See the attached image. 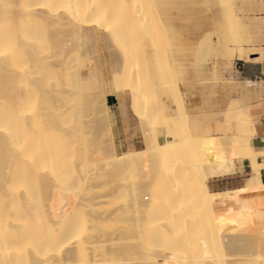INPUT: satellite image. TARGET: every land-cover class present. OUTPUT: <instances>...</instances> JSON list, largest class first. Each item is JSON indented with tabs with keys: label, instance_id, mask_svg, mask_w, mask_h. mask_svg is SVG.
<instances>
[{
	"label": "bare ground",
	"instance_id": "6f19581e",
	"mask_svg": "<svg viewBox=\"0 0 264 264\" xmlns=\"http://www.w3.org/2000/svg\"><path fill=\"white\" fill-rule=\"evenodd\" d=\"M3 2L13 7H0V264H212L213 238L206 232L196 238L192 231L176 228L180 222L181 226L189 224L183 228H192L205 210H213L219 193H210L208 179L233 174L237 168L227 155L218 161L209 156L213 150H219V142L223 143L224 138H196L194 122L185 123L181 130L176 120L177 107L172 110L167 105H174L175 93L171 85L155 79L152 56L159 49V35L170 33L162 31L168 21L151 23L153 16H149L146 0ZM219 43L218 39L197 45L218 58L222 56L224 61L232 57L256 61L259 56L245 54L239 45L232 48L224 42L219 47ZM108 48L112 49V54L107 50L108 54L116 56L117 59L111 57L116 61H109L105 52L99 56V51ZM253 55L256 57H250ZM140 57L143 64L138 62ZM109 68L108 79L105 71ZM166 81L171 84L170 79ZM109 95L128 97L130 112L143 126L142 131L161 135L159 143L157 135V141L155 137L152 140L153 146L154 142L157 144L155 150L160 152L149 150L157 154L153 158L156 169L149 162V167H145L146 161L141 166V151L118 154L113 139L107 136L112 113L100 111H110L106 104ZM98 104L103 106L99 111ZM225 110L232 115L230 104ZM245 116H254L248 105L238 120L244 121ZM102 125L103 129L109 126L105 130L109 139L105 142L97 138ZM245 129L238 138L243 146V157L238 163L246 160L253 175L236 193L228 190L222 194L228 198L248 197L252 204L264 199L262 163L258 161L264 157V150L253 146V125ZM144 144L146 150L148 143ZM199 154L204 156L205 164L196 163L199 166L190 169L192 163L199 161ZM137 162L143 171L150 174L151 167L152 174L155 173L145 177L147 173L142 168L137 171L142 174L136 177L150 185L145 190L148 196H143L140 179L136 180L140 187L135 182L132 188L113 180ZM156 183L159 186L153 187ZM125 195H130L131 199H126L132 203L125 201L132 210L123 215L119 203L113 202ZM154 196L164 203L157 205L159 209L154 201L147 203L142 213V207L138 209L141 199ZM178 196L190 199L194 206L195 214L189 219L173 208L172 199ZM120 221L127 224L116 225ZM219 223L222 230L227 223L236 224L223 217L217 220L218 229ZM228 236L224 238L230 241L232 236ZM174 242L188 247L189 254L180 256ZM255 255L249 264H264V252Z\"/></svg>",
	"mask_w": 264,
	"mask_h": 264
},
{
	"label": "rangeland",
	"instance_id": "374dc122",
	"mask_svg": "<svg viewBox=\"0 0 264 264\" xmlns=\"http://www.w3.org/2000/svg\"><path fill=\"white\" fill-rule=\"evenodd\" d=\"M146 3H147L146 4L147 7L148 6L150 7V10H153V8L155 7L154 10L156 9V11H158L156 13V11L153 10L154 12L152 11V13H151V11L147 8L149 16L154 17V18L152 17V19L149 20V21L152 20L151 23H153L155 20H161V19L165 22V24L168 21V24H167L168 27L165 25V28L162 31H164V33H165V31H166V33H168V32H170V33L167 34V36L164 34V37H163V33L161 35H159L162 38L159 37L160 40L158 39V43H159V41H161V43H159V49L156 52V54L154 55L157 57L152 56V61H154V62H152V66L154 65L153 67L155 68V71H156L155 75H154L156 77L155 79L159 80V81L160 80L165 81L167 83V85H169V86L171 85L170 88L172 87L171 90L174 91L173 94L175 93L173 96V98H174L173 103L175 102L174 106H175V108L177 107V110H178V112L176 114L177 115L176 120H177L179 128H181V130H182V128L184 129V126L186 125L185 123H188L190 125L191 122H194L197 125L196 131L194 134L196 136V138H199V139H200V137H202L201 139L214 138V140H218L219 137H215V136L219 135L222 138H224L223 139L224 144L227 143V141L229 142L227 144H230L232 141V143H231L232 145H228V146H227V144H225L226 145L225 146L222 142H219V144L221 143L219 146V150L218 149L213 150L214 152L213 151L211 152L213 156L211 155V153L209 156H211L213 160L217 159V161H218L219 157L223 158L224 156L227 155L226 157L227 158L231 157L235 164L238 163L239 159L241 157H243V151H242L243 146H242V143L240 142V139L238 140V138H240V135L242 133H244V131L246 130L245 128L248 127V125H253V118L250 119L249 117L245 116V117H243V119L245 118L244 121L238 120L239 114H241V112L245 109V107L247 105L244 104L245 105L244 106L241 102H238L237 100H230L227 103V105L230 104L231 107H233V110L230 113V115L231 114L232 115L231 116L228 115L229 113L226 112V110H225L227 105H225L223 107V110L219 111V123L216 122V120L214 119V118H216V113H214L212 115L210 114L209 120H208L206 126H204V125H201L194 118L190 119L189 116H187V114L185 113V108H184V104H183V97L185 94L182 95L179 86L183 90L188 91L191 88L193 89L194 86L199 88L201 85H203L204 88L206 87L208 97H215V96H217L218 93L220 96L221 93L224 91V89H225L224 75H227L229 72H231V70L233 68V63L235 62L236 58L232 57V58L228 59V61H227V59H225V61H224L222 56L220 58V55H219V58H218L216 55H214V53L212 51L207 52V51L201 50L199 48V46L202 43H204V41L206 43L209 40V41H212V43H214V42H216V40L219 39V42L221 41V44L219 43V47L224 42H226L227 44L230 43V45L229 44L228 45L232 48H237L239 45V46H241V48H243V51L245 52V54L247 52H248L247 54L257 53L259 56L257 58L258 60L256 59V61L264 62V41H263L264 40L263 39L264 38V36H263V34H264V28H263V24H264V0H146ZM206 7L209 9H207ZM154 13L157 15H155ZM255 13L257 14V16H255ZM154 15L156 16V19H155ZM235 16H237V17H235ZM230 19H232V20H230ZM171 20H172V22H171ZM213 20H215V21L213 22ZM164 22L162 24V28L164 27ZM204 22H206L205 23L206 25L204 24ZM235 22H237V23H235ZM234 23L236 24V28H235ZM197 24L199 25V28H198ZM200 24H202V25H200ZM171 25H174L175 27L171 26ZM237 25H239V26H237ZM228 26H230V27H228ZM231 26H232V28H231ZM204 27L206 29H207V27H209V29L206 30ZM214 28H215V30H214ZM170 29H172V30H170ZM195 29H196V31H195ZM199 29L201 31H199ZM171 33H173L172 34L173 36L171 35ZM187 35H189V36H187ZM239 35L242 38L239 37ZM215 36H218L219 38H216ZM234 36H236L235 39H234ZM201 38H204V39H201ZM209 38H211L213 40H211ZM189 39L192 40L193 43ZM163 40H166L167 44ZM240 40H242V41L240 42ZM244 40L247 42L245 43ZM243 41H244V43H243ZM198 42H199V46L197 45ZM241 43H242V45H240ZM249 48L251 51H249ZM107 50H111V54H112V49L108 48V49H106V51H101V52L99 51V54H100L99 56L101 57L103 55V53L105 52V54L108 56L109 61H110V59H113V58L117 59L116 56L108 54ZM199 50H200V52H199ZM219 50H220V48H219ZM219 54H221V53H219ZM210 56H212V58ZM111 57H113V58H111ZM250 57H256V56L253 55ZM141 58H142V60H138V62L141 61L143 64V57H140L139 59H141ZM114 59H113V61H116ZM243 59L247 60L246 57H244ZM158 65H160V66H158ZM140 66H142V65H140ZM217 69H218V72H217ZM109 71H110V73H109ZM82 73H84V72H82ZM105 75L108 77V79L110 78L111 68H109L107 71H105ZM201 75L203 76L202 79H201ZM166 77L168 79H170L171 84L168 83L169 81H166V80H168ZM247 86H251V84H247ZM262 86L264 87V81L262 83ZM176 89L178 90V92H176L177 91ZM99 104H98V106H99L98 111L101 109L100 107L103 108L102 104L101 105H99ZM100 111L102 113L104 111H105V113L106 112L111 113V110L107 111L105 108L103 110H100ZM235 113H236V115H235ZM247 118H249L248 119L249 121H247ZM244 123H247V125H245ZM112 124L113 123L111 122L110 128H109V126H108L109 129L107 128L108 130L106 129L107 126H105V129H103V127H104L103 125L101 126V129L99 130V132L97 134V138L100 141L105 142V141H107L106 139H109L105 135V133L107 134V131H108L107 136L108 137L110 136V139H113V141H114V137H113V133H112ZM242 127H244V128H242ZM142 128H143V126H142ZM105 130H107V131H105ZM241 131H243V132H241ZM145 132H146V134L148 132V134H147L148 140H147L146 134L142 131L143 140L146 139V140H144V143H146V144L148 143V145L150 146V144L151 145L153 144L152 140L153 141H154V139L156 140V137L159 134L157 133L156 134L157 136H156L155 135L156 132H154V131L153 132L145 131ZM109 133H110V135H109ZM152 133L154 134V136L149 137V135H153ZM183 135L184 134H182V137L184 139L185 135L184 136ZM153 137H155V138L153 139ZM178 137H180V134ZM182 137L178 138V139H182ZM149 138H151V140ZM157 138H159L158 142H157V143H159V140L161 139V135L158 136ZM216 138H218V139H216ZM234 139H236V140H234ZM237 140H238V144H237ZM161 141H162V139H161ZM233 141L235 143H233ZM154 144H155L154 146L157 145L156 142H154ZM233 144H237V145H233ZM148 145L146 147V150L143 149L144 152H143V150H141V152H140V154L143 156V159H140L141 160V166H144V162L146 161L145 165H146V163L148 164V162H149V165H151V167H152L151 163H153V161L156 162V160H154L153 158H154V156H157V154L160 152V150H158L156 148L159 152L156 151L155 147L153 145L152 146L154 147V149H152L153 148L152 146H151L152 148L150 149V148H148ZM144 146H145V144H144ZM147 149H148V152H147ZM149 150H151L152 152L154 150V152L156 151L157 154L155 155V153H152ZM145 152H147V153H145ZM222 152H223V154H222ZM119 153L120 152H118V154ZM199 155H198L199 161L192 163V165L190 166V169L195 170V166L197 164H199V165L205 164L204 163L205 162L204 156L201 154H199ZM201 157H202V161H201ZM214 157H215V159H214ZM258 161L263 162L264 157L258 158ZM139 163H140V161H139ZM139 163L137 162L135 166L134 165L133 166L132 165L127 166L126 168H124L123 174L121 176H118L117 178L114 177L113 180L116 179L115 182L120 183L121 185H127V186H129L128 188H132V186H133L132 184L135 182H136L135 183L136 185L138 183L140 184V182L142 180H141V178H137V177H141V176H137V175L142 174V173L138 174L139 169H141L142 167L140 166ZM142 163H143V165H142ZM153 164L155 167L156 164L155 163H153ZM199 165H197V166H199ZM159 166H162V163ZM137 167H139V168H137ZM145 167H147V165ZM151 167L149 168L150 174L153 175L155 173L152 174ZM262 167H263V164H262ZM159 168L161 169L162 167H159ZM126 169L127 170L131 169V170L129 172V171H126ZM132 169L135 171H133ZM153 169L154 168H152V171H153ZM155 169H156V167H155ZM160 169L157 168V172ZM141 170L143 171V168ZM137 171H138V173H137ZM260 171L262 172V170H260ZM132 172H133V174H132ZM148 172L149 171L147 170V172H146L147 175L145 174V177L150 175ZM245 172L246 173H244L243 179H245V178L249 179L253 175V172L249 168L246 169ZM135 173H136V175H135ZM139 179H140V182L136 181ZM248 179L245 180L244 182H242V184L244 186L246 185ZM141 183H143V185L141 187L139 185H137V186L144 189V191L142 189L143 196H145V195L148 196V194L145 193L146 192L145 190L147 187H148L147 188V190H148L150 188L149 187L150 185L148 186L147 184H144V182H141ZM157 183L160 184L158 181H157ZM157 183L154 184L153 187H158L159 185ZM143 186H146V187L144 188ZM244 186H242V187H244ZM241 188H239V189H241ZM208 189H209V187H208ZM237 190L238 189H236V191ZM209 191L211 194H215V193H212V191L210 189H209ZM233 191L236 193L235 190H233ZM222 193L223 192H219V203L232 200L237 204V208H236L237 211H232V208H228V210L224 213H217L215 210V205L217 204L216 203L214 205L213 210H211V211L205 210L201 214V218L199 219V221L195 222L196 224L194 227L183 228V226L188 227L189 224L187 223L188 225L186 226V223H185L184 225L182 224V226H181V222H180L178 224V227L176 228V231H184V230L186 231V229H187V231L189 230L188 232L192 231V233L194 234V237H196V238L200 237L202 234H204L206 232L210 237H212L214 240L213 241V243H214L213 250H215V252L212 250V254H214V253L216 254V256H215V254L213 255L214 258H213V261H211L212 264H215V263L216 264H249L252 262L253 258L256 256L255 254L264 252V199L258 200L256 202L254 201L251 204L250 203L251 198H248V197L244 198V197H240L238 195H237V197L228 198V197L224 196ZM130 195H131V193H130ZM130 195L129 196L125 195L124 198L120 197L118 200H116V202H113L114 204L119 203L120 207H122L121 212L123 215L125 214V212H128V210L129 211L132 210L131 207L129 206L130 204H128V202H130V200L126 199L127 197L130 198ZM154 199H156V200H154ZM125 200H128V202ZM150 200H152V201L150 202ZM153 201H154V203H153ZM172 202H173V208L175 210H179L180 213H182V215H185V217L187 216V218H188V216H192L195 214L194 209H193L194 206L192 205L190 199L182 198V197L178 196V198H173ZM130 203H132V201ZM140 203H141L140 204L141 206L138 207V209L142 207L141 209L143 211L141 209L140 210L143 213V212H145L144 209H145V206L147 203H150V204L153 203L154 205L156 204V206H157L158 204H163L164 202L161 199H159L157 196H154L153 198L152 197L151 198L145 197V198L141 199ZM144 203H145V205H144ZM127 204H128V208H126ZM153 204L151 206H154ZM148 206L150 207V205H148ZM146 208H147V206H146ZM157 208H158V206H157ZM159 208H160V206H159ZM125 209H127V210H125ZM222 217L225 218L226 220L232 219L235 221L236 224L230 225L229 223H227L226 226L224 227V229L222 230L220 227V223H219V229H218L217 228V220L219 219V221H220L222 219ZM121 223H123L124 225L127 224V222H125V221H120V223L116 224V225L123 226V224H121ZM225 236H228L229 238H230V236H232V237L230 238V241H229V240H226V238H224ZM194 237H192V238H194ZM217 238H219V242H217L218 241ZM175 245H178V244L176 242H174L173 246H175ZM175 247L177 250L175 252L179 253V255L182 257H185L190 252V249L186 246L181 247L180 245H178ZM125 256H126V258H129L128 254H126V253H125ZM177 257H178V255H177ZM137 259L138 260L140 259V261H141V258H137ZM173 259H176L175 255H173ZM142 261H143V258H142Z\"/></svg>",
	"mask_w": 264,
	"mask_h": 264
},
{
	"label": "crops",
	"instance_id": "0c3cea01",
	"mask_svg": "<svg viewBox=\"0 0 264 264\" xmlns=\"http://www.w3.org/2000/svg\"><path fill=\"white\" fill-rule=\"evenodd\" d=\"M255 16L257 14L255 13ZM264 76V62L235 60L231 72L224 75L225 89L219 96L208 97L206 87L201 85L199 88H194L185 91L180 86V91L184 95L183 104L185 113L190 119L194 118L201 125L206 126L210 114L216 113V122L219 123V111L227 105L230 100L240 101L243 105L250 106L253 112V127L256 136L253 139L255 149L264 150V87L262 86ZM201 75V79H202ZM250 82L251 86H247ZM245 97V98H244ZM115 100V101H114ZM111 101V102H110ZM106 104L112 113V133L114 137L115 147L117 152H125L128 150L141 151L144 149L141 123L136 120L129 109V99L124 95H109L106 97ZM172 110L175 106L167 104ZM115 119V120H114ZM215 137L221 138L216 135ZM260 176L264 182V161ZM237 171L227 176H217L209 178L207 185L212 193H219L228 190H236L244 186L242 182L248 163L246 160L242 164H235ZM232 208V211H237V204L232 201L217 203L215 210L217 213H224Z\"/></svg>",
	"mask_w": 264,
	"mask_h": 264
},
{
	"label": "snow or ice",
	"instance_id": "6c2138e0",
	"mask_svg": "<svg viewBox=\"0 0 264 264\" xmlns=\"http://www.w3.org/2000/svg\"><path fill=\"white\" fill-rule=\"evenodd\" d=\"M0 7H3L5 10H7V9L13 7V5L4 3L3 0H0ZM41 7L55 8V7H59V6H57V5H41Z\"/></svg>",
	"mask_w": 264,
	"mask_h": 264
},
{
	"label": "built area",
	"instance_id": "2783aa9c",
	"mask_svg": "<svg viewBox=\"0 0 264 264\" xmlns=\"http://www.w3.org/2000/svg\"><path fill=\"white\" fill-rule=\"evenodd\" d=\"M263 78H264V76H263ZM264 80V79H263ZM263 122H264V117H263ZM263 141H264V136H263Z\"/></svg>",
	"mask_w": 264,
	"mask_h": 264
}]
</instances>
